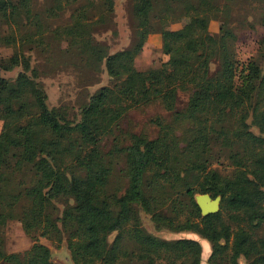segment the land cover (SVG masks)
Wrapping results in <instances>:
<instances>
[{"label":"trees","instance_id":"1","mask_svg":"<svg viewBox=\"0 0 264 264\" xmlns=\"http://www.w3.org/2000/svg\"><path fill=\"white\" fill-rule=\"evenodd\" d=\"M113 1L45 0L35 8L33 0H0V44L31 48L49 36H68L83 65L99 70L103 60L110 78L73 121L62 107L47 106L38 71L22 50L0 57L2 69L21 67L12 78L0 75V224L17 217L26 233L38 229L57 241L64 232L75 264H119L120 256L134 255L137 264H201L197 239L146 231L138 207L155 228L205 238L208 264H240L239 256L264 264V35L255 54L240 63L234 32L208 30L210 16L221 9L216 0H179L178 13L169 0H131L132 42L108 52L93 40L91 27H111ZM66 10L65 20L47 22ZM179 15L188 20L167 27ZM259 24L264 26V14ZM150 32L159 33L167 58L137 69L133 59ZM178 91L188 93L182 110L174 109ZM153 99L185 127L176 132V122H160L155 137L128 132L127 143L102 152L101 137L125 112ZM214 147L230 165L228 173L209 165ZM116 153L123 155L122 189L111 186ZM204 192L219 195L220 202L217 211L201 215L194 195ZM54 199L64 205L53 215ZM111 231L116 232L108 242ZM0 259L62 264L37 240L22 253L0 249Z\"/></svg>","mask_w":264,"mask_h":264},{"label":"rangeland","instance_id":"2","mask_svg":"<svg viewBox=\"0 0 264 264\" xmlns=\"http://www.w3.org/2000/svg\"><path fill=\"white\" fill-rule=\"evenodd\" d=\"M45 0H33L35 8H39L44 4ZM221 9L214 15H211L208 21V30L210 32H218L220 30H231L236 35L235 51L236 57L240 63L247 57L255 54L257 40L264 35V26L259 24L260 15L264 14V0H216ZM226 4V7H224ZM168 5L173 13L181 10L179 0H169ZM131 0H114L113 1V23L108 28L107 25H93L91 27V36L95 42L107 46L108 52L129 46L132 42L131 27ZM68 11H63L60 19H49L47 22L54 25L59 21L67 18ZM188 20L187 16H178L168 22L169 28L179 27ZM68 36L46 37L39 46L28 48L24 45L5 46L0 44V57L6 59L11 52L22 50L28 58L30 67H35L38 71L37 80L42 84L46 93L47 106H60L65 110L68 119L76 121L79 119L80 107L88 100L89 95L100 85L109 84L110 78L104 69L103 60L99 65V70L95 69V64L83 65L80 56L73 54ZM167 55L160 50V36L158 32H150L147 34L141 49L133 59L134 66L137 69H145L148 67L158 66L162 61L166 60ZM21 70L20 65H14L11 69L5 70L0 68V75L8 78L15 76L16 72ZM186 91H178L175 101V110L184 108L186 99ZM160 122H176V132H180L185 127L184 121L174 118L172 110H166L158 99L150 100L146 103H140L131 106L118 123L112 127L110 133L104 134L100 139V148L102 152L111 149L113 143L125 144L128 142L127 133L134 132L153 138L157 135ZM181 123V124H180ZM178 125V126H177ZM1 127V120H0ZM256 131L255 128H252ZM114 156V170L111 177V186L120 184L121 189L125 184V177L121 174L123 155L116 153ZM114 155V154H113ZM113 155H111L113 159ZM209 165L216 168L221 173H228L231 169L224 154L218 151L217 147L213 148L212 154L209 156ZM121 175V177L119 176ZM117 176V178L114 177ZM167 191V190H166ZM164 207L169 208L171 201ZM170 201V202H169ZM55 208L50 209L51 214L60 213L63 202L54 199ZM24 201H19L13 206L16 213L20 209V205ZM140 225L148 232L164 238H174L188 236L196 238L200 245V262L208 264L206 261L210 246L208 241L198 234L188 231H173L168 228H155L153 222L149 218V214L137 207ZM116 231H111L107 235V241L110 242ZM60 240L56 238H48L39 234L38 229L31 232L24 231L21 222L17 217H9L0 224V249L5 252L22 253L28 249L33 240H37L45 244L50 251V259L62 264H75L69 255L66 247V235L62 232ZM128 247H131L129 242ZM126 251L136 252V249L124 248ZM122 260L119 264H137V257L132 258L120 256ZM240 264H249L248 260L242 256L238 257ZM0 264H9L0 259Z\"/></svg>","mask_w":264,"mask_h":264},{"label":"water","instance_id":"3","mask_svg":"<svg viewBox=\"0 0 264 264\" xmlns=\"http://www.w3.org/2000/svg\"><path fill=\"white\" fill-rule=\"evenodd\" d=\"M195 203L197 204L200 214L205 215L207 213H213L217 211L220 202V196L215 195L211 197L208 193H196L194 195ZM188 237V236H182ZM193 238V237H191ZM196 239V238H195Z\"/></svg>","mask_w":264,"mask_h":264}]
</instances>
